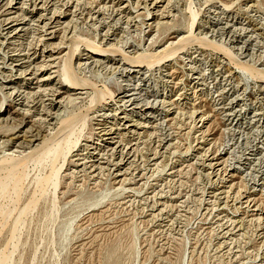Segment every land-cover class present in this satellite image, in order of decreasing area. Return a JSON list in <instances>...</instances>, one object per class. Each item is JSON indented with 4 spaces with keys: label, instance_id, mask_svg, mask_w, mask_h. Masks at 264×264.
Wrapping results in <instances>:
<instances>
[{
    "label": "rangeland",
    "instance_id": "1",
    "mask_svg": "<svg viewBox=\"0 0 264 264\" xmlns=\"http://www.w3.org/2000/svg\"><path fill=\"white\" fill-rule=\"evenodd\" d=\"M196 1L174 2L175 15L170 24L159 31L153 28L148 33L147 26L139 23L146 15L139 17L138 26L128 27L125 23L126 27L122 23L118 45L121 49L141 47L149 54H159V47L163 48L170 39L182 33L195 32L199 25H207L209 9L219 5L217 0ZM252 1L257 2L258 8L250 13L264 18V0ZM250 2L238 0L233 4L232 18L240 16L239 20L245 21ZM86 6H79L78 12L82 14L74 17L76 28L72 41L78 35L100 42L103 30L98 23L92 24L88 19ZM193 19L197 23L193 24ZM33 34L30 33L23 41V48L34 44ZM263 40L260 38L261 42ZM229 45L221 41L216 44L219 50L232 56L233 68L243 87L239 93L246 102L245 118L238 121V115H227L235 93H232L225 76L216 70L222 65L219 58L222 55L212 46L194 44L171 61L148 70L150 91L147 98L153 100L158 97L161 101L170 100L171 104L164 103V110L158 112L159 116L150 128L152 137L140 139L125 181H116L112 171L107 169L97 177L76 171L69 159L63 165V171L59 172V187L52 183H38L37 177L46 176L52 167L47 157L44 158L46 162L37 164L40 152H33L18 165L9 163L2 166L0 256L3 257L0 264H264V224L252 219L248 208L242 204L244 199L240 197L242 192L246 195L253 190L252 184L247 182L253 165H244L240 161H246L252 144L264 132V84L261 81L264 80L261 70L264 67V43L262 48L255 50L254 57L247 60L234 48L232 51ZM74 57H70L69 63L73 71ZM149 58L154 61L151 56ZM0 61H3L1 55ZM79 71V76L99 86L107 85L115 94L122 90L120 83H125L110 69L82 67ZM53 82L57 83V80ZM32 86H36V79H33ZM5 90L0 88V103H12L13 95L5 94ZM90 96L76 101L67 100L61 108L62 116H68L69 124L53 139L56 148L66 145L63 140L66 135L74 142L79 138V144L94 139L93 114L87 117L93 102ZM12 130L4 127L0 132ZM47 130L49 136L53 135L54 129ZM4 147L1 142L0 151ZM218 156L226 157L227 164L238 170L234 180H230L225 171H217L220 165L216 168L210 165L217 161L215 158ZM57 162H61V156ZM259 163L256 168L264 169V156ZM16 172L23 176L16 190L18 193L13 184L7 187L4 184L6 177ZM52 186L58 189L56 197ZM225 186L227 193L218 195ZM258 191L256 197L264 199V190ZM242 218L244 220L236 222V226L226 232L233 226V220ZM62 233L67 235L65 239L61 237ZM36 253L37 257H34Z\"/></svg>",
    "mask_w": 264,
    "mask_h": 264
},
{
    "label": "bare ground",
    "instance_id": "2",
    "mask_svg": "<svg viewBox=\"0 0 264 264\" xmlns=\"http://www.w3.org/2000/svg\"><path fill=\"white\" fill-rule=\"evenodd\" d=\"M176 1L0 0V55L3 58V61H0V88L6 89L5 94L13 95L12 103L8 104L5 101L0 103V129L4 127L13 128L9 133L0 132L2 146H5L0 151V168L9 163L18 165L33 152H40V156L36 160L37 164L46 162L47 159L45 160L44 158L47 157L51 161L52 167L46 176H36L38 183H52L57 186L59 183V172H61L63 165L69 159L73 161L76 171H83L93 177H97L101 171L103 172V170L107 169L112 171L116 181H125L128 168L135 160V151L139 149L140 139L144 136L152 137L153 132L150 131V128H152V124H154L157 116H159L158 112L164 108V103L171 104L170 100L166 101L164 99L161 101L157 99L158 97L153 100L147 98L150 91V85H147L149 80L148 70L154 66L171 61L176 55L185 52L194 44L212 46L222 55L219 57L222 65L220 64L221 67L216 70L219 75L225 76V79L231 85L230 89H232V93H235L230 102V112L227 115H238V118H236L238 121L245 118L246 102L241 97L242 93H239L243 87L233 68L232 56L227 51L219 50L216 44L219 41L231 44L229 48H234L237 53L243 55L245 60L252 58V56L254 57L256 54L255 50L262 48V43H264L261 42L262 40L260 41V38H264V18L256 15V13H250L257 10V2L251 0L250 5L246 9L245 21H240V16L232 18L231 15V6L238 2V0H217L219 3L216 6L217 8L213 10L209 9L210 13L207 25H199L195 32L182 33L174 37V39H170L163 48L159 47V54H154V52L149 54L144 52L141 47L121 49L120 44L118 45V36L122 23H126L128 27L138 26L140 23L147 26L148 33L153 28H157L159 31L160 28L170 24L172 17L175 15L173 4ZM82 4L87 5L86 13L92 24L98 23V27H101L103 30L100 42L79 37L78 35L72 41L76 28L74 17L82 14L81 11L78 12L79 6ZM141 15H146L145 19L138 23L137 21L140 20L139 17ZM195 23H197L196 19H193V24ZM30 33H34L35 42L34 44L30 43V47L23 48V41L29 37ZM71 56L72 58L73 56L76 57L75 65L73 64L75 71L69 67ZM149 56L154 61H150ZM82 67H102L106 71L109 69L113 70L117 74L116 76L122 78L125 82L120 83L122 90L115 94L107 85L101 84L102 86H99V84L87 81L85 77L77 74ZM261 70L264 72V67H261ZM33 79H36V86H32ZM22 80L23 82L21 83ZM54 80H57V83H54ZM261 81L264 84V80ZM90 95L93 102L87 112V117L89 118V114H93L92 117L95 124L93 130L94 139H89L79 144V138L74 142L69 135H66L63 138L66 145L56 148L52 143L53 139L62 133L69 124V118L68 116H62L61 108L66 104L67 100L76 101ZM5 104L7 105L4 107ZM170 111L168 109V112ZM200 117H202L201 114ZM169 119L172 120L171 117ZM47 129H54L53 135L49 136ZM255 141L252 144L251 152L245 158L246 161H240L244 165H253L247 181L249 185L252 184L251 188L253 190L246 195L242 192L240 197L241 200L244 199L242 204L244 203V206L248 208L247 212H250V216L253 217L252 219L260 220L264 224V199L256 197L259 193L258 190L260 192L264 190V169H262L263 167L256 168L260 164L259 162L262 161V156H264V132ZM59 156H61L60 163L57 162ZM223 157L218 156L215 158L217 161H214L215 163L211 162L210 165L214 166V168L220 165L217 171H220V169L225 171L231 177L230 180H234L236 176L235 172L238 170L234 165L230 166L227 164L226 157ZM45 168L44 170L46 171ZM20 175L17 172L8 175L4 180L6 187L13 184L15 191L19 189L23 177H20ZM53 187V196L55 195L54 197H56L58 189L55 190V186ZM227 191V187L225 186L217 194L222 195L227 193ZM258 200H260L259 203ZM54 202H58V200ZM29 204H27V208ZM36 205L38 206V204ZM54 208H57V206ZM32 210H29V212ZM56 212L58 213V211ZM51 217L53 218V215ZM241 220H244V218L233 220L231 224L233 226L226 232H229L236 226V222ZM53 236L52 242L54 240ZM61 237L65 239L67 235L62 233ZM12 254L11 259L13 260ZM2 257L0 256V261ZM34 257H37V253Z\"/></svg>",
    "mask_w": 264,
    "mask_h": 264
}]
</instances>
